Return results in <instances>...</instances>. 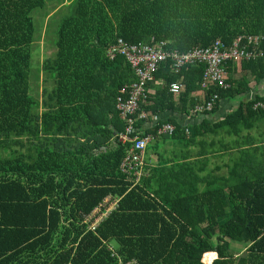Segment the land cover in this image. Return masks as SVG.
Returning a JSON list of instances; mask_svg holds the SVG:
<instances>
[{
    "label": "trees",
    "instance_id": "obj_1",
    "mask_svg": "<svg viewBox=\"0 0 264 264\" xmlns=\"http://www.w3.org/2000/svg\"><path fill=\"white\" fill-rule=\"evenodd\" d=\"M45 1L0 0V264H264V167L256 180L245 175L238 184L198 192L196 183L183 185L201 178L195 165L164 158L166 167L136 183L121 169L130 144L117 140L118 148L108 150L125 125L117 95L135 80L124 56L108 55L118 39L140 44L154 37L168 51L186 52L263 36L261 56L226 64L243 80L227 79V89L206 87L201 101L190 95L203 80L204 64L178 74L171 60L159 67L155 80L164 83L148 84L156 91L142 103L150 116L138 126L151 123L145 132L157 134L170 122L171 137L181 139L186 127L163 113L181 104L188 112L214 93L234 98L249 90V81L264 78V0H73L54 51L42 62L54 89L43 90L40 101L31 96L30 72L33 12ZM174 82L184 85L179 96L169 90ZM259 112L247 102L226 124ZM184 190L190 193L178 194ZM109 198L118 202L115 211L88 229L83 216ZM234 242L246 251L237 254Z\"/></svg>",
    "mask_w": 264,
    "mask_h": 264
},
{
    "label": "built area",
    "instance_id": "obj_2",
    "mask_svg": "<svg viewBox=\"0 0 264 264\" xmlns=\"http://www.w3.org/2000/svg\"><path fill=\"white\" fill-rule=\"evenodd\" d=\"M261 39L263 36H239L231 46L226 45L222 40H217L209 47L196 46L186 52L168 51L167 43L157 41L154 37L149 43L140 44H127L123 39H118L116 45L109 49L108 55L113 59L118 55L124 56L135 75V80L123 85L117 95V110L125 124L124 128L117 132V140L130 144L121 164V169L129 175L128 177L132 176L136 183L146 177L147 148L156 138L171 136L176 130L175 125L170 122H162L157 128V134L144 132L142 127L138 126L139 120H147L150 116V113L141 106L149 100L148 84L155 80L159 67L171 60L173 70L178 74L186 66L204 64L205 70L200 85L203 88L217 85L222 89H227L229 84L226 82V64L230 61L250 60L261 56L262 51L257 49ZM169 90L172 94L179 96L184 90V85L182 82H174ZM219 101V94L214 93L208 100L195 104L192 110L195 113L209 112ZM251 101L253 110H264V97ZM152 119L157 122L160 117L154 115ZM107 200L103 205L83 216V223L88 229H97L115 211L118 202H113L112 198H109L112 202L109 204Z\"/></svg>",
    "mask_w": 264,
    "mask_h": 264
},
{
    "label": "crops",
    "instance_id": "obj_3",
    "mask_svg": "<svg viewBox=\"0 0 264 264\" xmlns=\"http://www.w3.org/2000/svg\"><path fill=\"white\" fill-rule=\"evenodd\" d=\"M226 73V79L231 78L235 82L242 81L244 78L243 73H233L232 69L227 70L226 68ZM154 83L161 85L164 82L155 80ZM148 89L150 98L155 95L156 89L150 87V85ZM150 93L152 96H150ZM204 97V88L201 85H198L196 90L190 95L193 101L197 99L201 101ZM258 97H264V78L260 82H256V80L249 81V90L246 93L234 98H222L214 108L215 110L211 112L195 113L192 109H189L188 112H182L180 108H183V105L181 104L178 109L163 113V118H167V116L173 117L180 121L183 127H186L181 139H188L191 148L186 152L187 157L178 161L177 164L178 166L182 163L190 166L195 165L192 167L201 177L197 181L193 179L190 181L189 178L183 183L186 188H189L191 183L193 185L195 183L197 185L200 184L203 181L202 179H204L203 177L211 174L213 178H220L219 182L224 184L227 178L232 179L229 176L232 169L236 170L238 165L247 167V161L252 164L259 163L258 167L263 169L264 111L253 116L244 114L235 123L226 124L228 115L241 105ZM219 123L222 124L220 129L216 131L210 129ZM150 124L143 123L141 125L144 132L149 128ZM201 128H207L208 130L204 131ZM160 139L162 138L154 140L153 143L159 142ZM150 146L147 148L145 156L147 175L150 174L153 168L163 165L160 152L153 149L149 150ZM153 146L157 147V144ZM247 154L249 155L248 159H244ZM218 156L219 158H217ZM219 161H221L219 166H216ZM228 181L230 182V180ZM178 185L182 184L177 180ZM231 246L237 254H242L246 250L245 245L239 242H234Z\"/></svg>",
    "mask_w": 264,
    "mask_h": 264
},
{
    "label": "rangeland",
    "instance_id": "obj_4",
    "mask_svg": "<svg viewBox=\"0 0 264 264\" xmlns=\"http://www.w3.org/2000/svg\"><path fill=\"white\" fill-rule=\"evenodd\" d=\"M72 1L73 0H46L42 8H38L33 12L35 40L32 45L30 93L33 98H38L40 101L43 100V90L45 95H49L54 89V78L50 74L49 70L42 68V62L47 58L46 55H50L54 51V42L58 27L62 20L71 13ZM154 144H157V147L153 146ZM153 145L150 146L149 150L153 149L160 152L163 159V166L165 167L167 162L176 164L181 159H185L187 157L186 152L190 150L189 148H191L188 139H175L171 136H165L160 139L159 142L153 143ZM248 156L249 155L247 154L244 159H248ZM164 158L169 161L166 162ZM217 158H219V156ZM220 162L221 161H219L216 166H219ZM247 164V167L238 165L237 169L233 172L237 178H233L232 180L230 179V182L224 184L226 186L238 184L246 177L245 175L250 177L252 180H256L258 177V171L262 170V168L258 167L259 163L252 164L247 161ZM248 172L250 175H248ZM202 180L203 181L197 185L198 192H203L210 188L222 187L221 183L219 181H215L214 178L213 180ZM209 181L213 182L209 183ZM189 193V190H184L179 191L178 194L186 195ZM107 202L112 204L109 199ZM245 251L246 250H244L243 253Z\"/></svg>",
    "mask_w": 264,
    "mask_h": 264
},
{
    "label": "water",
    "instance_id": "obj_5",
    "mask_svg": "<svg viewBox=\"0 0 264 264\" xmlns=\"http://www.w3.org/2000/svg\"><path fill=\"white\" fill-rule=\"evenodd\" d=\"M118 146H119V142L117 141V138H115L112 141V144H111V146H110V148L108 150L111 151V150L117 149Z\"/></svg>",
    "mask_w": 264,
    "mask_h": 264
},
{
    "label": "bare ground",
    "instance_id": "obj_6",
    "mask_svg": "<svg viewBox=\"0 0 264 264\" xmlns=\"http://www.w3.org/2000/svg\"><path fill=\"white\" fill-rule=\"evenodd\" d=\"M156 79V78H155Z\"/></svg>",
    "mask_w": 264,
    "mask_h": 264
}]
</instances>
